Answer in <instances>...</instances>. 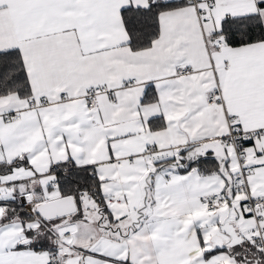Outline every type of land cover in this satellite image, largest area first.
Returning <instances> with one entry per match:
<instances>
[{
    "label": "snow or ice",
    "instance_id": "snow-or-ice-1",
    "mask_svg": "<svg viewBox=\"0 0 264 264\" xmlns=\"http://www.w3.org/2000/svg\"><path fill=\"white\" fill-rule=\"evenodd\" d=\"M0 264H264V0H0Z\"/></svg>",
    "mask_w": 264,
    "mask_h": 264
}]
</instances>
